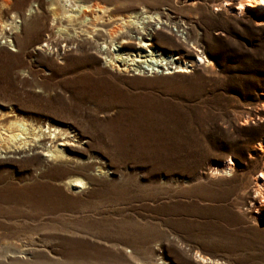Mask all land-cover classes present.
Returning <instances> with one entry per match:
<instances>
[{"label":"rangeland","instance_id":"obj_1","mask_svg":"<svg viewBox=\"0 0 264 264\" xmlns=\"http://www.w3.org/2000/svg\"><path fill=\"white\" fill-rule=\"evenodd\" d=\"M15 1L31 3L34 32L22 52L0 51V104L25 128L70 131L83 147L75 168L91 160L94 180L70 192L59 185L64 165L1 158L0 264H264V12L178 0L191 26L185 43L196 40L202 59L161 74L174 69L148 55L140 76L110 71L74 44L30 53L46 7H68Z\"/></svg>","mask_w":264,"mask_h":264},{"label":"bare ground","instance_id":"obj_2","mask_svg":"<svg viewBox=\"0 0 264 264\" xmlns=\"http://www.w3.org/2000/svg\"><path fill=\"white\" fill-rule=\"evenodd\" d=\"M43 1L51 2L50 5H58V2L62 1V7L68 8L59 11L57 6L46 7L42 12L41 20L46 33L44 38H41V43H35L28 49L34 55L40 56L45 52L50 53L51 50L58 53L60 42L61 50L65 53L74 44L89 50L99 64L110 71L121 75L140 76L149 72V69L142 65L151 61L142 59L148 55L151 56L149 59L157 57L154 65H165V69H174L166 72L160 70L161 74L187 71L186 65L196 66L202 59L200 51L195 49L196 40L191 46L185 43L192 37L191 26L185 25L182 15L176 12L178 8L175 3L178 0H152L139 6H124L117 0H76L80 1V4L74 3V0ZM189 1L184 0L183 3ZM162 2L168 7L160 8ZM229 4L230 0L223 2V5ZM236 4L235 9L239 13L249 6L255 7L257 13L264 12V0H238ZM32 12L34 10L31 3L0 0V51H4L8 46H12L15 52L27 49L28 36L30 32H34ZM61 22H64V25L57 27ZM172 26H175L180 34L174 37L170 35ZM56 27L54 31L53 28ZM144 39L148 41L143 43ZM168 46L177 49L180 56L166 52L164 49ZM194 56L195 59L184 60ZM181 57L183 60L178 61ZM150 73L157 74V70L150 68ZM20 120L12 110L5 109L0 104V159L30 157L40 159L47 165H64L66 169L59 185L70 192H84L92 185L94 178L91 173L86 172L92 165L91 160L82 162L80 170L75 168L79 163L75 154L81 153L83 147L70 131L52 124L46 125L47 123L29 124L30 126L25 128ZM32 125L34 126L31 127ZM79 175H82L84 180ZM261 176L264 179V175ZM257 187L261 197H264V183L257 182ZM195 255L202 261L208 259L196 252Z\"/></svg>","mask_w":264,"mask_h":264}]
</instances>
